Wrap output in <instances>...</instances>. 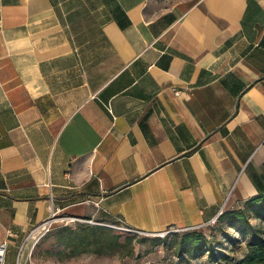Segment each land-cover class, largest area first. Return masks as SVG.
<instances>
[{"label":"crops","instance_id":"1","mask_svg":"<svg viewBox=\"0 0 264 264\" xmlns=\"http://www.w3.org/2000/svg\"><path fill=\"white\" fill-rule=\"evenodd\" d=\"M261 195L264 0H0L12 261L53 211L157 235Z\"/></svg>","mask_w":264,"mask_h":264},{"label":"rangeland","instance_id":"2","mask_svg":"<svg viewBox=\"0 0 264 264\" xmlns=\"http://www.w3.org/2000/svg\"><path fill=\"white\" fill-rule=\"evenodd\" d=\"M248 208L244 204L240 209L244 211ZM233 211V210H230ZM223 209L219 216L209 224L196 229L169 230L157 235H146L122 231L111 227L115 233L120 235L121 242L129 239L130 245L118 249L111 255H99L92 252L83 253L77 256H69L72 248L67 245L70 243L67 237V228L80 227H101L87 223H68L57 222L52 230L39 240L28 261L31 264H210L209 255H180L178 245L180 239L188 233L194 231L202 232L204 236L211 241L213 249L216 250L218 257L225 253L229 257L227 261L221 259L219 263L213 264H231L233 260H240L247 252V246L255 241L259 235L264 232V219L256 216L254 211H247L249 224H245L234 219L232 212ZM65 231V232H64ZM64 232V235L63 233ZM84 235V234H83ZM82 235V236H83ZM74 238V245L80 246L84 241L90 244V249H97L100 246L94 244V238L89 240L83 237ZM100 237V233H97ZM134 250L130 254V249Z\"/></svg>","mask_w":264,"mask_h":264},{"label":"trees","instance_id":"3","mask_svg":"<svg viewBox=\"0 0 264 264\" xmlns=\"http://www.w3.org/2000/svg\"><path fill=\"white\" fill-rule=\"evenodd\" d=\"M245 204L248 205V208L242 211L233 210L232 216L234 219H237L245 224H249L247 219V211L252 210L256 216L260 219H264V195L255 197ZM67 237H69L70 243H67L72 248V251L69 253V256H77L83 253L92 252L99 255H111L115 253L118 249L123 248L126 245H130V240L121 242L120 235L115 233L112 229L104 227H80L76 228H67ZM65 232V231H64ZM64 232L63 235H64ZM97 233H100V237L97 236ZM84 234V235H83ZM83 235V236H82ZM82 236L84 239L89 240L94 238V244L100 246L97 249H90V244H85L82 242L81 247L74 245V238ZM178 250L180 255H191L199 256L208 254L209 263H219L221 259L227 261L229 257L225 253L221 254L218 257L216 250L213 249L211 241L207 239L202 232L194 231L188 233L180 239L178 245ZM134 252L133 248L130 249V254ZM197 256V257H198ZM231 264H264V232H262L255 241H252L247 246V252L240 260H233Z\"/></svg>","mask_w":264,"mask_h":264},{"label":"built area","instance_id":"4","mask_svg":"<svg viewBox=\"0 0 264 264\" xmlns=\"http://www.w3.org/2000/svg\"><path fill=\"white\" fill-rule=\"evenodd\" d=\"M177 94L180 92L177 91ZM59 212L53 211L52 215L45 220L41 225L33 229L28 235L26 241L18 250L14 261L10 259L9 242L5 241L0 244V264H27L34 248L39 240L46 236L57 222H77L75 218L58 216Z\"/></svg>","mask_w":264,"mask_h":264}]
</instances>
